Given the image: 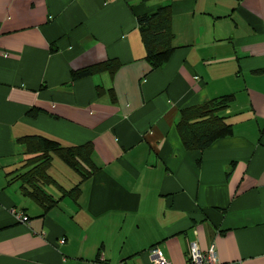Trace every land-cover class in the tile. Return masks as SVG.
<instances>
[{
	"label": "crops",
	"instance_id": "0c3cea01",
	"mask_svg": "<svg viewBox=\"0 0 264 264\" xmlns=\"http://www.w3.org/2000/svg\"><path fill=\"white\" fill-rule=\"evenodd\" d=\"M169 6L174 50L150 70L137 16ZM114 60L71 80L70 72ZM231 95V135L185 151L179 110ZM91 146L79 180L53 157L47 211L21 193L18 140ZM27 217L25 223L16 215ZM63 240V244L59 241ZM264 264V0H0V264Z\"/></svg>",
	"mask_w": 264,
	"mask_h": 264
},
{
	"label": "trees",
	"instance_id": "16d2710c",
	"mask_svg": "<svg viewBox=\"0 0 264 264\" xmlns=\"http://www.w3.org/2000/svg\"><path fill=\"white\" fill-rule=\"evenodd\" d=\"M136 25L144 50L143 60L150 70L161 68L174 50L169 6H157L150 13L137 16ZM118 67L116 61L105 60L72 70L70 78H87L103 71L113 74ZM231 101L232 96L225 95L203 105L179 110L175 131L185 151L201 152L215 140L231 135V125L225 122L224 113ZM18 144L23 147L25 155L22 166L27 168L25 172L17 175L21 193L35 202L42 211L55 205L59 198L66 196L75 200L78 196V184L69 190L60 189L61 196L56 200L45 192V186L57 187L47 174L54 156L75 172L80 181L95 170L90 160L89 144L61 146L57 141L40 135L24 136L18 140Z\"/></svg>",
	"mask_w": 264,
	"mask_h": 264
},
{
	"label": "built area",
	"instance_id": "2783aa9c",
	"mask_svg": "<svg viewBox=\"0 0 264 264\" xmlns=\"http://www.w3.org/2000/svg\"><path fill=\"white\" fill-rule=\"evenodd\" d=\"M17 221L25 223L27 218L23 215H16ZM63 240L59 241L62 244ZM151 264H171L164 256L162 250L153 246L149 250ZM116 264H123L122 262ZM186 264H218L216 252L212 246L201 250L195 243H190L188 247Z\"/></svg>",
	"mask_w": 264,
	"mask_h": 264
}]
</instances>
